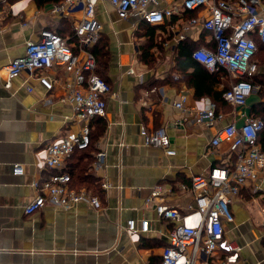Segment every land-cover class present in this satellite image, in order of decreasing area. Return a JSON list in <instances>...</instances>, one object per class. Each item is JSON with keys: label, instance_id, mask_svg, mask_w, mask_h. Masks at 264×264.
I'll return each instance as SVG.
<instances>
[{"label": "crops", "instance_id": "1", "mask_svg": "<svg viewBox=\"0 0 264 264\" xmlns=\"http://www.w3.org/2000/svg\"><path fill=\"white\" fill-rule=\"evenodd\" d=\"M56 3L0 0V69L23 55L26 42L37 39L43 28L70 38L82 12L54 13ZM170 3L179 7V0ZM206 13L207 8L183 10L164 24L149 26L137 14L120 18L109 0H99L96 15L102 30L98 41L104 47L98 55L99 70L112 86L106 114L93 123L95 161L90 173L100 184V209L80 202L71 209L46 204L34 213L25 211L35 196L33 183L49 173L45 165L48 144L72 127L74 106L63 100L59 84L69 74L62 67L46 69L44 73L60 81L51 91L39 80L38 71L24 69L10 87L0 78V264L160 261L174 222L161 218L154 204L147 202L153 189L162 190L156 202L187 211L194 203L192 177L235 159L231 140L213 146L212 138L224 126L235 123L240 127L247 117L256 116L255 108L264 100L261 84L254 85L245 106H234L224 95L216 100L196 95L189 84L194 68L180 66L178 55L188 41L214 46L202 26ZM183 32L186 37L181 39ZM257 63V75L264 80V44ZM234 80L230 74L222 77L214 89L224 90ZM183 94L184 110L174 105ZM212 104L223 117L212 125L196 123L195 111ZM159 127L166 128L174 154L145 143L143 129ZM100 151L104 156L97 164ZM68 159L65 168L78 161ZM15 164L23 167L22 173H14ZM103 182L108 186H102ZM231 207L234 220L225 222L223 240L235 242L241 250L229 264H264V177L247 182L233 196ZM130 219L138 226L141 220H149V231L128 230ZM228 254L222 247L218 259Z\"/></svg>", "mask_w": 264, "mask_h": 264}, {"label": "built area", "instance_id": "2", "mask_svg": "<svg viewBox=\"0 0 264 264\" xmlns=\"http://www.w3.org/2000/svg\"><path fill=\"white\" fill-rule=\"evenodd\" d=\"M120 18L137 14L151 25L164 24L166 18L183 10L207 8L202 26L208 31L213 47L202 45L192 52L196 61L211 71L226 70L234 81L224 92V98L234 106H245L254 85L247 76L258 72L259 66L253 61L257 43L256 34L264 43V0H179V7L170 2L176 0H109ZM99 0H62L56 3L52 12L81 10L82 15L74 25V34L63 37L52 28H43L37 39L26 42L25 53L11 60L0 69L5 87H10L13 78L24 69L38 71V78L47 90H53L60 82L44 73L46 69L62 67L69 76L60 86L63 100L73 103L72 127L62 137L48 144L45 165L49 173L42 181L33 183L34 198L25 206L28 214L34 213L46 204L71 209L80 202H88L94 208L102 207V199L86 188L72 184L70 173L64 171L66 160L76 150L91 144L92 122L107 111V98L112 92L111 84L97 73V58L92 47L98 42L102 23L97 18ZM163 2H168L164 5ZM184 39L185 32L179 33ZM72 38V42L69 40ZM77 43L80 50L74 51ZM186 96L181 95L175 106L184 110ZM223 117L215 105L196 110L198 124L212 125ZM264 120L250 116L238 127L235 123L220 129L211 140L218 146L224 140H231L230 150L234 160L214 165L206 173L196 174L191 180L194 203L187 211L170 207L155 199L161 194L155 187L147 202L154 204L161 218L174 222L169 231V243L164 247L161 260L154 264H229L238 255L241 247L235 242H225V222L234 220L231 204L233 196L239 195L249 181L264 177V151L258 143ZM144 137L147 145L164 148L167 154H174L171 138L165 127L148 131ZM104 152L97 154V164ZM20 164L14 165V173H22ZM107 187L108 183L103 182ZM264 225V219H263ZM149 220L143 219L138 226L135 219L127 222L130 231H149ZM225 247L229 252L224 259H218L219 250Z\"/></svg>", "mask_w": 264, "mask_h": 264}, {"label": "trees", "instance_id": "3", "mask_svg": "<svg viewBox=\"0 0 264 264\" xmlns=\"http://www.w3.org/2000/svg\"><path fill=\"white\" fill-rule=\"evenodd\" d=\"M38 1L41 2V0H38ZM56 1L61 2L62 0H56ZM187 11L189 13H191V11H193V10H187ZM148 25H149V23H148ZM56 31L58 33H60L63 37H65V38L68 37V36H66V34H63L61 31H58V30H56ZM70 31L71 32L69 34L71 37L74 34V30L73 31L70 30ZM204 33L206 36L208 35V31L205 29H204ZM253 37L257 43V50H256V53L253 57V61L257 63V53H258L259 49L261 50L263 48L264 43L261 41V39L256 34H253ZM70 41H72V40H70ZM100 41H98L95 44V46L92 48V51L94 52V54L97 58V62H99V56H98L99 51H101V47H103V44ZM210 44H213V42H210ZM197 46L198 45L193 41H188L185 46L181 45L180 52L178 55L179 64H180V66L185 67V68H190V67L194 68V71L190 74L191 78L189 79V84L195 88L197 96L207 95V96H210L213 100L220 99L223 97L225 90L228 89L230 86L224 90L217 91L216 89H214V84L216 82L217 83L220 82L222 77L228 78L229 73L224 69H221V70L215 71V72H210L204 65H202L200 62L193 59L192 52L194 49L197 48ZM73 49L76 52L78 51V49L76 50V47H73ZM97 73L101 77H103L104 79H106L108 81V79L101 74V72L99 70V63L97 66ZM257 73H255L252 76H247L246 78L248 80H250L253 83V85L261 84L262 85L261 86L262 95H264V90H263L264 80H263V78H261L260 75H257ZM260 93H261V91H260ZM255 115H256L255 117H260L264 120V100L261 101L256 106ZM100 118L101 117H96L93 120V123L98 121ZM91 135H92V140H91L90 146L85 148V149L76 150L69 159H73L74 157H76L78 159V161L68 164L67 167L64 169V171L70 173L71 178H72V184L74 186H76L77 188L89 189L94 194L100 196V190H99L100 184L97 182V179L94 176H92V174L89 172V169L90 168L92 169L91 163L93 161H95L94 160L95 158L93 157V153L95 151V148L93 147L94 146L93 128H92V134ZM258 143L261 146V149L264 151V128L259 133ZM85 157L88 158V161H84ZM88 162H89V165H88Z\"/></svg>", "mask_w": 264, "mask_h": 264}, {"label": "rangeland", "instance_id": "4", "mask_svg": "<svg viewBox=\"0 0 264 264\" xmlns=\"http://www.w3.org/2000/svg\"><path fill=\"white\" fill-rule=\"evenodd\" d=\"M74 47H79L78 45H77V43H75V45H74ZM21 56V55H20ZM102 117V116H101ZM92 128H93V122H92ZM91 134H92V131H91ZM91 139H92V135H91ZM90 146V145H89ZM100 152H103V151H100ZM99 152H97L96 153V155L98 154ZM89 172H91V170L89 169ZM89 190V189H88ZM89 191H91V190H89Z\"/></svg>", "mask_w": 264, "mask_h": 264}]
</instances>
